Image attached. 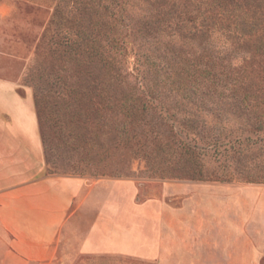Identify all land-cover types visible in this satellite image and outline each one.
<instances>
[{"label":"rangeland","instance_id":"obj_1","mask_svg":"<svg viewBox=\"0 0 264 264\" xmlns=\"http://www.w3.org/2000/svg\"><path fill=\"white\" fill-rule=\"evenodd\" d=\"M0 79L31 89L48 172L193 198L186 223L259 239L264 264V0H0ZM83 233L58 264H160L79 253Z\"/></svg>","mask_w":264,"mask_h":264},{"label":"crops","instance_id":"obj_2","mask_svg":"<svg viewBox=\"0 0 264 264\" xmlns=\"http://www.w3.org/2000/svg\"><path fill=\"white\" fill-rule=\"evenodd\" d=\"M138 191L133 179L48 172L31 89L0 79V264H58L63 245L81 228L77 250L83 254L160 264L182 254L186 264H258L259 239L233 231L225 239L213 236L206 213L186 223L193 198L176 207L160 195L138 200ZM189 231L211 237L214 246L198 248L204 242Z\"/></svg>","mask_w":264,"mask_h":264},{"label":"trees","instance_id":"obj_3","mask_svg":"<svg viewBox=\"0 0 264 264\" xmlns=\"http://www.w3.org/2000/svg\"><path fill=\"white\" fill-rule=\"evenodd\" d=\"M34 106H35V111H36V116H37V120H38V123H39V116H38V112L40 111L39 109H40V107L38 106V105H36V102H35V100H34ZM39 125V124H38ZM39 133H40V138H41V142H42V146H43V148H44V136H43V134H42V132L39 130Z\"/></svg>","mask_w":264,"mask_h":264}]
</instances>
